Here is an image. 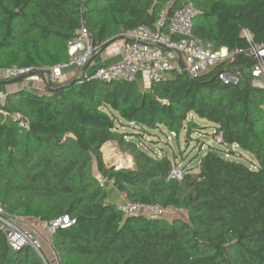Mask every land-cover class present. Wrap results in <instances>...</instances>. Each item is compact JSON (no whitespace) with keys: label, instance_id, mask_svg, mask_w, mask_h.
<instances>
[{"label":"trees","instance_id":"obj_1","mask_svg":"<svg viewBox=\"0 0 264 264\" xmlns=\"http://www.w3.org/2000/svg\"><path fill=\"white\" fill-rule=\"evenodd\" d=\"M181 4L0 0V71L22 67L45 75L43 68L68 60V44L83 20L99 48L95 57L129 30L156 28L162 13L170 16ZM194 4L195 34L216 49L243 53L195 79L173 71L146 90L137 82L82 75L47 83L45 93L23 88L8 94L9 116H0V203L22 218L74 220L52 235L59 264H264V86L253 84L256 60L244 36L247 30L254 43L264 44V0ZM226 67L240 72L238 85L218 79ZM191 114L209 122L214 139L222 132L224 141L196 156V168L181 181L168 180L178 158L160 147L158 154L146 136L166 135L163 127L176 139L182 131L186 137L204 132L207 126ZM108 142L131 155L133 167L108 166L102 150ZM243 151L254 159L242 161ZM107 182L125 200L187 216H125L107 199ZM42 253L30 245L12 248L0 229V264H50Z\"/></svg>","mask_w":264,"mask_h":264},{"label":"built area","instance_id":"obj_2","mask_svg":"<svg viewBox=\"0 0 264 264\" xmlns=\"http://www.w3.org/2000/svg\"><path fill=\"white\" fill-rule=\"evenodd\" d=\"M199 10L194 0H182V4L174 9L170 16L164 12L156 24V28L140 26L127 31L123 35L124 43L120 47V59L106 65H100L93 71L82 72L80 76L91 77L105 82L124 80L137 82L146 90L151 84L167 77V74L176 71L195 79L203 74L214 71L220 64L233 60L242 49H229L222 46L219 49L195 34V18ZM244 36L251 46L248 50L256 64L252 70L253 84L264 86V44L253 42L251 33L244 31ZM69 58L67 61L49 68H43L48 73V83L60 85L65 82L64 76L67 70L83 68L94 59L99 51L93 43L91 32L85 20L77 32V36L68 44ZM39 74H32L31 68L11 67L0 71V78L14 80L24 78L26 80H40ZM218 79L226 85H238L241 82L240 72L226 67L218 74ZM8 93L0 86V116H9L4 108ZM20 118V114L15 116ZM20 126L28 128V123L21 120ZM215 140L223 143V133L219 132ZM236 145L233 146L235 148ZM187 171L180 165H175L169 179L181 181ZM101 185L105 179L99 178ZM118 209L125 215L141 214L150 219L166 216L171 209H166L159 204L131 202L128 200L119 202ZM74 222L68 215L52 222H42V226L52 236L58 228H67ZM0 229L5 233L10 246L20 249L30 245L43 256V239L40 233L25 223L24 218L18 215H9L0 203Z\"/></svg>","mask_w":264,"mask_h":264},{"label":"rangeland","instance_id":"obj_3","mask_svg":"<svg viewBox=\"0 0 264 264\" xmlns=\"http://www.w3.org/2000/svg\"><path fill=\"white\" fill-rule=\"evenodd\" d=\"M171 73L167 74V77ZM79 75V74H78ZM80 77V75L78 76ZM77 77V78H78ZM75 79V78H74ZM0 80H5L4 78ZM39 83V88L35 83ZM23 82L19 81V84L23 86ZM47 75H41L40 80H33L30 79L24 84L29 88H33L34 91L39 93H45L47 88ZM191 117L196 120L199 124L203 126H207L204 129V132L196 131L194 132L191 137L185 136V131H182L180 137L176 139L175 135L169 131H167L164 127L165 133H162L159 130L155 131V134L147 135V142L151 144L150 148H154V151H157L159 154L160 148H163L166 153H168L171 158L176 156L180 165L188 171L191 168H196L198 163V159H194L196 156L201 158L206 152L208 145L220 147L216 140L212 136L213 128L208 127L209 122L203 119H199L197 116L191 114ZM122 130L132 131L133 129L129 127H121ZM205 143V147L202 148V145ZM108 146L110 151H108ZM158 146V147H157ZM160 147V148H159ZM104 158L108 166H115L116 169L120 168H131L133 167V159L131 155L126 152H123L119 149L115 142H108L106 143L103 148ZM164 152V151H162ZM254 159L253 156L243 151V157L241 158L242 161L249 163L250 160ZM95 172L98 176H100L97 166L94 165ZM101 177V176H100ZM107 198L112 202H117L118 193L112 188V186L108 185L106 189ZM187 213L184 210H176L171 209L167 212L166 217L168 219H173L175 217H186ZM26 223V222H25ZM27 224V223H26ZM28 225V224H27ZM44 250V248H43Z\"/></svg>","mask_w":264,"mask_h":264},{"label":"crops","instance_id":"obj_4","mask_svg":"<svg viewBox=\"0 0 264 264\" xmlns=\"http://www.w3.org/2000/svg\"><path fill=\"white\" fill-rule=\"evenodd\" d=\"M124 43V39H118L115 42L111 43L109 46H107L104 50H102L101 52H99L94 59L92 60V62L89 64L88 68L86 69L87 72L93 71L96 67L100 66V65H106V64H110L113 63L117 60L120 59V47L123 45ZM83 71L80 69H70L67 70L64 76L65 82L72 80L74 78H77ZM79 74V75H78ZM3 79V78H1ZM21 82H23V86H21L18 82H14L13 80H0V86L2 89H4L8 94L11 92H14L16 90L19 89H31L27 86H25L24 84H26V82L28 80L24 79V80H20ZM48 83V80H47ZM37 85V87L39 88V83H35V86ZM33 90V88L31 89ZM96 173V172H95ZM110 185L112 186V188L118 193V201L115 203H119L122 201H125V197L124 194L119 192L111 182H107V186ZM108 199V198H107ZM109 200V199H108ZM110 201V200H109ZM25 222L33 227L35 230H37L42 239H43V246H44V253L46 258L48 259V261L50 262V264H59V260L56 257L52 245H51V238L52 236L47 232L46 229L43 228L42 226V222L39 221L36 218L33 217H27L24 218Z\"/></svg>","mask_w":264,"mask_h":264},{"label":"water","instance_id":"obj_5","mask_svg":"<svg viewBox=\"0 0 264 264\" xmlns=\"http://www.w3.org/2000/svg\"><path fill=\"white\" fill-rule=\"evenodd\" d=\"M89 64H90V62L83 68V72H85L86 71V69L88 68V66H89ZM212 72V71H211ZM47 75H48V73H46ZM22 78H16V79H14L13 81L14 82H18V81H20ZM50 84V83H49ZM51 85V84H50Z\"/></svg>","mask_w":264,"mask_h":264},{"label":"bare ground","instance_id":"obj_6","mask_svg":"<svg viewBox=\"0 0 264 264\" xmlns=\"http://www.w3.org/2000/svg\"><path fill=\"white\" fill-rule=\"evenodd\" d=\"M108 151H110V148H109V146H108Z\"/></svg>","mask_w":264,"mask_h":264}]
</instances>
